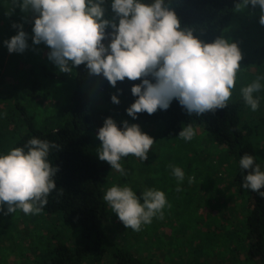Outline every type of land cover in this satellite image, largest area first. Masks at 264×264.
<instances>
[{
    "label": "clouds",
    "instance_id": "9594fccd",
    "mask_svg": "<svg viewBox=\"0 0 264 264\" xmlns=\"http://www.w3.org/2000/svg\"><path fill=\"white\" fill-rule=\"evenodd\" d=\"M13 4L22 12L34 14L32 43H43L50 49L47 57L60 72L71 73L85 64L90 74H103L113 87L125 78L141 80L131 87L137 99L126 109L133 118L137 113L151 115L158 109L166 110L173 99L189 115L196 116L224 109L231 99L241 69L238 46L223 37L206 43L191 29H182L165 0H111V19L105 18L104 0H13ZM248 5L259 6V22L264 25V0H239L235 9L240 11ZM12 26L17 33L4 43L9 53H23L29 47L28 34L22 24ZM106 27L114 30L109 33L112 38L107 48L102 43ZM261 80L264 76L240 90L252 111L259 107L260 99L254 93L264 87ZM111 100L119 103L116 95ZM122 123L121 129L111 117L104 120L97 132L101 142L97 154L125 176L121 159L132 155L146 160L155 141L138 125ZM194 135L191 125L178 133L185 141H191ZM53 148L59 150L60 146L33 137L23 147L0 154V212L7 215L21 209L25 214H38L47 205L48 195L57 187L54 177L58 167L47 159ZM239 166L246 170L242 186L264 197V171L254 157L243 155ZM170 167L178 182L176 191L180 192L185 173L180 167ZM188 180L192 183L195 177ZM141 195L143 203L131 187L113 185L105 191L103 200L125 228L139 232L157 214L162 219L166 205L171 207L163 191L145 189Z\"/></svg>",
    "mask_w": 264,
    "mask_h": 264
},
{
    "label": "trees",
    "instance_id": "16d2710c",
    "mask_svg": "<svg viewBox=\"0 0 264 264\" xmlns=\"http://www.w3.org/2000/svg\"><path fill=\"white\" fill-rule=\"evenodd\" d=\"M141 2L152 3L154 0ZM165 2L176 13L182 29L189 28L193 35L210 43L218 37H224L239 0ZM110 3L111 0H104L107 19L113 16ZM258 12L254 8V27L261 28V14L258 15ZM13 23L22 24L28 34L29 47L23 53H9L4 43L17 33ZM33 24L32 12H22L12 0H0V77H11L14 87L29 97H37L51 90L58 79L69 86L67 100L60 113L43 124H39L28 106L20 101L11 103L8 108L0 103V141L6 137V126L10 123L13 125L10 134L7 131L11 141L8 145H0V154L15 147H23L33 137L60 146L59 150L51 149L47 157L53 166L58 167L54 177L57 187L48 195L47 205L40 212L45 217L46 236L50 237L46 239L45 248L35 264H80L89 257L95 261L109 257L116 264H152L110 238L106 230L109 218L108 204L103 200L106 165L94 156L88 132L102 127L108 117L116 121L117 127L121 129L124 121L129 125L158 126L160 138L179 146L178 153L184 155L180 156L182 160L186 158V153L181 150L186 149V146L178 133L187 125L201 128L211 141L223 145L230 159L235 186L246 203V213L240 226L246 256L256 264H264V197L242 186L246 170L239 166L240 158L247 154L254 157L255 163L263 171L264 163L258 146L264 145V110L255 118L244 121L242 103L230 99L226 108L196 116L189 115L178 100L173 99L166 110L158 109L151 115L137 113L133 118L126 109L137 99L132 95L131 87L140 84L141 80L125 78L117 81L113 87L103 74H90L85 64L76 66L71 73L60 72L47 57L50 49L43 43H32ZM113 31L111 27L105 28L102 43L106 48L112 38L109 33ZM148 79L154 82L152 77ZM92 87L103 99L104 107L92 101ZM112 95L118 97V104L112 102ZM254 95L259 97L260 105L264 94L257 92ZM1 107L8 111L6 115ZM259 107H264V104ZM8 235V229L0 226V236Z\"/></svg>",
    "mask_w": 264,
    "mask_h": 264
},
{
    "label": "rangeland",
    "instance_id": "374dc122",
    "mask_svg": "<svg viewBox=\"0 0 264 264\" xmlns=\"http://www.w3.org/2000/svg\"><path fill=\"white\" fill-rule=\"evenodd\" d=\"M254 8L259 11L258 15L261 14L259 6L248 5L243 10H236L223 37L230 43H236L242 55L231 99L242 103L244 121L255 118L264 110V107H259L257 111H252L240 91L257 77L264 76V25L254 27ZM260 82L264 85V80ZM14 86L11 77H0L1 105L8 108L11 103L20 101L28 106L39 124L53 120L60 113L69 90V86L60 79L54 81L51 90L37 97H29ZM259 92L264 94V91ZM91 96L95 105L105 106L95 87L91 88ZM263 104L264 100L259 106ZM1 108L6 115L8 111ZM132 124L138 125L155 142L146 160L141 161L132 155L121 159L120 163L127 173L125 176L98 158L97 149L101 142L97 132L100 127L88 132L94 156L106 165L104 191L113 185H127L143 203L141 193L145 189H156L165 193L171 207L166 205L162 219L157 214L150 224L142 225L137 232L125 228L108 206L106 230L110 238L152 264H256L246 256L241 240L240 226L246 213V203L235 186L226 148L211 141L201 128L193 127V139H181L186 146L181 150L186 153V158L182 160L180 156L184 155L178 153L179 146L160 138L158 126ZM5 130L6 137L0 145H8L11 141L7 135L13 130L12 123ZM258 148L264 163V145ZM170 166L180 167L185 173V179L179 184L180 192L176 191L178 182ZM262 169L264 171V167ZM189 177H195V180L189 183ZM0 226L9 232L8 236H0V264H35L45 248L46 239L50 237L46 236L48 230L44 215L25 214L21 209L7 215L0 212ZM80 264L116 263L109 257L101 261L89 257Z\"/></svg>",
    "mask_w": 264,
    "mask_h": 264
}]
</instances>
